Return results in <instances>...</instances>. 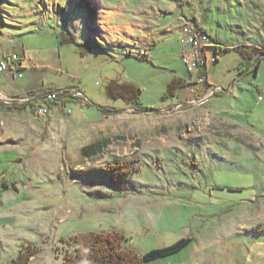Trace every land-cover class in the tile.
<instances>
[{
  "label": "rangeland",
  "instance_id": "374dc122",
  "mask_svg": "<svg viewBox=\"0 0 264 264\" xmlns=\"http://www.w3.org/2000/svg\"><path fill=\"white\" fill-rule=\"evenodd\" d=\"M88 6L103 26L87 24ZM185 26L218 45L203 50V57H219L203 69L205 78L182 60ZM70 37L74 44H62ZM79 45L90 47L85 59ZM220 46L228 50L218 56ZM239 46L262 50L256 76L252 68L240 73ZM1 50L21 62L25 50L35 69L21 64L7 74L17 76L8 82L19 96L30 85L72 86L78 72L100 66L83 74L87 97L78 88L52 91L57 100L95 107L55 110L54 128L27 135L50 141H14L1 125L0 264L27 247L38 250L28 264H62L70 251L63 239L115 231L124 249L140 255L200 239L183 256L150 264L182 257L187 264H264V0H1ZM141 51L147 58L125 57ZM176 77L185 86L163 100ZM108 79L139 85L149 110L111 100ZM210 82L203 99L188 101ZM37 97L0 95V104L32 107L40 116ZM105 139L103 153L85 157L84 147ZM117 161L137 170L126 177L119 171L113 184L107 169Z\"/></svg>",
  "mask_w": 264,
  "mask_h": 264
},
{
  "label": "trees",
  "instance_id": "16d2710c",
  "mask_svg": "<svg viewBox=\"0 0 264 264\" xmlns=\"http://www.w3.org/2000/svg\"><path fill=\"white\" fill-rule=\"evenodd\" d=\"M88 11L91 17L95 16V12L91 6H88ZM62 44H74L73 37L65 38L62 40ZM79 47L82 50L81 55H86L90 49V47L86 45H79ZM227 50L228 49H223L220 46L217 48L216 54L219 56ZM236 50L239 52L242 59L240 73H243L248 68H252V70L255 71L254 73L256 76L260 61L254 66L253 62L258 60L260 54H262V50L259 47L257 48L253 46H239L236 48ZM144 52L146 53L147 51ZM218 60L219 57L216 58V62ZM206 73L207 71L202 70L200 75L205 77L207 76ZM184 86L185 80L183 78H174L170 83H168L163 100H172L177 98L179 91ZM142 92L143 90L137 84L121 82L117 79L110 80L106 85V94L111 100H122L126 104L138 110H149V108L143 104ZM31 96L34 97L35 95ZM37 98L38 99L33 102L45 100L43 95H40ZM85 102L90 107L95 105L89 100ZM109 146L110 141L108 140L96 142L83 148L84 155L88 158L99 156ZM108 168V172L115 174L111 177V182L113 184L116 183V174L119 171L123 177H126L137 170V168L131 167L128 164H124L119 161H117L115 164H112ZM124 238L125 237L121 233L115 231L108 233H80L68 239H63V241L70 248V251L65 255L62 264H150L159 259L179 253L191 242L189 238H183L171 246L155 249L146 253L145 255H140L134 250L123 248ZM37 253L38 250L35 248H23L18 259L14 260L11 264H28L30 258L35 256Z\"/></svg>",
  "mask_w": 264,
  "mask_h": 264
},
{
  "label": "crops",
  "instance_id": "0c3cea01",
  "mask_svg": "<svg viewBox=\"0 0 264 264\" xmlns=\"http://www.w3.org/2000/svg\"><path fill=\"white\" fill-rule=\"evenodd\" d=\"M91 20H92L93 24L96 23V24H99L100 26H103V23H100L101 20H100L98 14H95L94 17L88 18V20H87L88 25L90 24L89 22H91ZM93 33L96 34L95 32H93ZM0 52H1L0 53V62L2 61V59L4 57H7L10 55L9 52H5L4 50H1ZM148 55L150 56L149 52H148ZM82 56L84 57L82 59H85V57L89 56V55H82ZM21 57L23 59V61H22L23 71L24 70H30L31 72L34 73L35 69L32 68L31 61L29 60L30 58H28L26 56L25 50H24V57L23 56H21ZM150 61H152V60L150 59ZM98 66H100V65H93L89 69H87L86 72H85V68L83 70H81L80 72H78L77 75L80 78V79H78L80 82L72 83L73 84L72 86L62 88L61 90H59L57 88L46 89L47 87H45V84L43 83V85L41 87H38L36 90H31L32 85H30V87L26 86L28 95L25 94L26 90H24L25 93L22 96H19V94L16 92V90H14L12 85H10L8 82L9 79H12V78L16 79L17 76H12V75L0 73V87L2 86V89H0V95H2V97H4L5 99H13V100L20 101V100H26V99L31 98V95H35V96L39 97L40 95L45 96V95L51 93L52 91L61 92V91H65V90H71V89L78 88V89H81L84 92L85 96L87 97L85 90H84V87H83V83H82L83 74H90V73L94 72L95 70H97ZM63 73L64 72H62V74ZM69 73H70V71H69ZM34 76L37 79L36 73L34 74ZM19 79H24V77H22V78L19 77ZM109 80H111V79H108L107 81H109ZM2 81H3V83H2ZM107 81H106V83H107ZM211 86H212V84L210 82V85L203 86L204 88L198 89L196 92L193 91L192 93L187 94L186 98L187 97H188V99L190 98L188 101L201 100L206 96V93L208 92L207 89L208 90L211 89L210 88ZM34 91H36V92H34ZM213 96H215V95H212L210 98H212ZM44 104H46L45 100H39V102H36L35 106L41 107V106H44ZM47 104H48L47 107L49 108L48 113L46 115H40V116H36L33 113V111H31L32 107H30V110H29V108H25V107L15 106V107L11 108V107L3 106L2 104H0V127H1V125H3V127L7 131H9V133L12 135L14 141H19V142H21V141H50V140H46L45 138H41L40 136H38V138H34V137L29 138L27 135L29 133L31 135L32 134L35 135V133L39 135V133H40L38 130L39 128H42L43 130L46 128L48 131H50V129L54 128L53 127L54 120H53L51 115L55 110L62 109L63 111H65L66 109H69L71 104H74L78 109H80L82 111H85V108H87V107L88 108L95 107V105L90 107V106L81 105L80 103L79 104L71 103V102L69 103L67 101H60V100L51 101V102H48ZM49 104H51V105H49ZM55 107H58V109H54ZM97 110H98V112H100L106 116V114L104 113L103 110H101L100 108H98ZM30 111H31V113H29ZM113 112H114L113 114L118 113L117 110L116 111L114 110ZM21 124L27 125L28 128H26V127L22 128ZM4 137H5V135L3 136V138ZM105 140L110 141L109 139H105ZM105 140H102L101 142H103ZM98 142H100V141L98 140ZM91 158H93V157H90V159ZM238 227L239 228H247V225L240 223V224H238ZM232 236L233 235H230V237H232ZM189 239L191 240L190 244H188L182 251H180L179 253H177L175 255H172V256H169L166 258H162L159 260L165 261V260H168L170 258H175V256H178V255L183 256V254L185 252L189 251L190 248L193 247L195 242L200 240L198 238H192V237H189ZM223 239H225V238H223ZM262 247H263L262 244L256 246V248H258V249H261ZM193 253L196 254L197 251L194 250ZM182 258L183 259L178 264H187L188 263V257H182ZM159 260H157V261H159ZM157 261H155V262H157ZM155 262H152V263H155Z\"/></svg>",
  "mask_w": 264,
  "mask_h": 264
},
{
  "label": "built area",
  "instance_id": "2783aa9c",
  "mask_svg": "<svg viewBox=\"0 0 264 264\" xmlns=\"http://www.w3.org/2000/svg\"><path fill=\"white\" fill-rule=\"evenodd\" d=\"M180 43L185 48V52L182 54V60L186 68H188L192 74L196 73L198 70L199 73L200 69L203 70L210 67V65L212 66L216 62L217 57L210 59L207 56L203 57V50H205V47H207L209 43L212 44V46L218 45L213 44V42L211 43L209 36L205 33H201V31L196 28L185 26L182 30ZM130 56L142 59L146 57V53L141 51L138 55H133L132 52H127L125 55V57ZM21 64V58L17 54H11L0 62V73L12 74L15 72V69H20ZM19 76L22 77L23 75L20 73ZM47 95L45 100L48 102L58 99L57 94L54 92ZM48 109V107H40L38 110L39 115H42V113L47 114Z\"/></svg>",
  "mask_w": 264,
  "mask_h": 264
},
{
  "label": "water",
  "instance_id": "95a60500",
  "mask_svg": "<svg viewBox=\"0 0 264 264\" xmlns=\"http://www.w3.org/2000/svg\"><path fill=\"white\" fill-rule=\"evenodd\" d=\"M201 103H203V102H201ZM99 107V106H98ZM100 109H102V110H104V108H102V107H99Z\"/></svg>",
  "mask_w": 264,
  "mask_h": 264
}]
</instances>
